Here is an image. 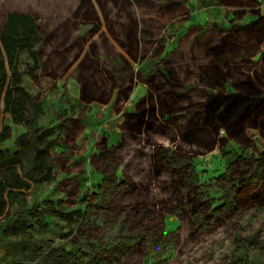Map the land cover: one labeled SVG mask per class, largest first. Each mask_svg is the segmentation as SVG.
I'll return each instance as SVG.
<instances>
[{"label": "trees", "instance_id": "trees-1", "mask_svg": "<svg viewBox=\"0 0 264 264\" xmlns=\"http://www.w3.org/2000/svg\"><path fill=\"white\" fill-rule=\"evenodd\" d=\"M80 1L75 10L65 12H44L20 2L10 5L9 0L0 4V109L11 116L13 123L28 128L16 137V150L0 149V215L8 220L5 226L0 225L2 234L8 237L24 233L31 228L28 219L35 220L39 227L47 226L38 210L28 207L25 191L30 182H50L58 170L74 171L73 176L69 173L60 180L57 188L75 193L86 168L87 159L80 153L79 144L87 105L112 102L113 110L123 114L119 137L110 146L108 138L101 136L94 142L89 158L94 167L113 159L122 166L123 173L135 175L141 174L146 164L153 183L165 196L164 204L171 203L188 223L182 245L170 264L213 259V245L219 239L230 242V247L229 254L222 255L217 264H244L237 255L243 246L264 245L263 237H259L264 218L255 230L252 227V222L264 216V154L258 158V173L253 175L256 183L236 184L229 201L215 209L210 208L192 181V160L216 148L224 149L230 140L253 146L248 129L264 138V14L260 3L210 0L231 8V18L224 26H191L194 32L189 41L191 55L187 57L179 47L162 55L161 30L166 25L159 13L163 8L176 11L187 0H168L164 4L161 0H95L105 31H100L102 22L92 1ZM246 15L251 19L243 21ZM83 24L90 25L86 32L79 30ZM205 33L208 36L202 38ZM22 52L27 53L30 63L20 70L18 57ZM153 56L159 61L151 72L143 75L139 67L134 68V63L138 65ZM23 74L37 88L44 78L53 85L63 77L78 84L77 97L60 99L53 105L55 125L32 126L43 108L36 95L21 84ZM138 82L146 85V93L125 110ZM9 138L10 127L3 123L0 142ZM231 163L242 177V166L250 164L241 154ZM96 171L107 178L106 183L115 182L107 167ZM100 188L104 190L105 186ZM69 202L70 206L81 203L84 209L67 213L56 205L58 202L43 204L62 220L75 214L80 221L90 218L88 198ZM12 204L17 207L15 218H9L6 211V206ZM215 228L221 229L220 237L205 239L204 246L198 247L197 236L203 232L212 236ZM77 229L81 233L82 225ZM41 261L103 264L104 259L80 248L72 252L52 247L43 253Z\"/></svg>", "mask_w": 264, "mask_h": 264}, {"label": "rangeland", "instance_id": "rangeland-1", "mask_svg": "<svg viewBox=\"0 0 264 264\" xmlns=\"http://www.w3.org/2000/svg\"><path fill=\"white\" fill-rule=\"evenodd\" d=\"M161 1L164 4L168 0ZM204 1L187 0L182 2V6L176 8V11L163 8L159 12L164 25H166L161 30L164 39L163 56L177 47L187 57L191 55L189 41L194 32L190 29L191 26L199 25L209 29L213 23L220 26L228 23L231 18V8L219 5L214 1ZM257 1L264 14V0ZM9 2L10 5L20 2L43 9L44 12H65L75 10L81 1L9 0ZM172 13L175 15L173 16ZM249 19L251 16L246 15L243 21ZM87 27V25L83 26L82 31H86ZM104 29L102 26L101 30ZM207 36L208 33H205L202 38ZM18 61L20 70L30 63L26 52L19 55ZM158 61L159 59L154 56L149 57L141 65H135V67H139L142 74L145 75L154 69ZM21 84L32 95H36L37 101L43 108V112L32 122V126L37 128L55 125L56 120L52 114L53 105L60 99L73 97L77 91V85L73 79L58 80L53 85L50 80L44 78L40 87L37 88L31 83L30 78L23 74ZM143 91V83L138 82L135 96L130 98L124 109H129L131 101ZM29 114L31 116L32 111ZM122 117L123 114H117L110 105L95 103L87 107L84 116L87 126L84 128L79 144L80 153L87 159L84 178L79 179L74 194H67L66 191L57 188L58 182L69 173L70 176H73L74 171L64 173L58 170L53 181L37 185L31 182L33 186L26 195L28 207H35L47 226L39 227L35 220L28 219L31 228L25 229V232L20 235L7 239L9 244L12 243L13 250L11 259H7L8 262L42 264L43 253L52 247H63L72 252L80 248L90 256L98 255L104 259L103 264H170L175 259L187 233L188 223L177 214L178 210L171 203L164 204L165 196L153 183V177L150 176L146 164H144L143 172L135 175L129 172L123 173L122 166L117 165L113 159H108L94 167L92 158H89L94 142L101 136L108 138L110 146L117 141L119 122ZM2 118L4 123L11 125V137L0 142V149L12 151L16 147L14 142L16 136L26 128H23L22 125H14L8 114H4ZM53 122L54 124H52ZM247 135L254 141V145L251 147L241 146L234 140H230L224 149L216 148L206 155L197 156L192 160L194 168L192 181L196 183L197 190L209 202L211 209L225 205L231 198L236 184L249 182L254 185L257 181V177L253 175L258 173V158L262 156V153L264 154V138L259 137L253 129H248ZM237 154L246 157V160L250 162L248 166H242L247 172L246 174L244 171L243 177L242 173L232 167L231 160ZM69 164L71 165L70 160ZM106 167L111 171L113 176L111 179L115 182L106 183L104 179L107 178L97 173L96 170ZM104 182L107 185H104ZM102 184L103 187L105 186L104 190L100 188ZM83 197L89 199L91 206L90 218L84 219V221L78 220L76 214L68 217V220H62L43 204L46 201L52 202L53 205L58 202L56 205L60 209L71 213L77 209L82 211L84 206L81 203L70 206L69 201L73 200L78 203ZM7 210L9 218H15L16 205H9ZM263 218L264 216L260 215L256 221L252 222L254 230L260 225ZM7 223L8 220L3 215L0 218V225L5 226ZM78 225H82L81 233L77 229ZM217 229L212 230V236L209 232L200 233L197 236L196 245L202 247L205 239L211 240L220 237L221 229ZM259 237L264 239V228L259 232ZM208 242L210 243L209 240ZM74 243L76 244L74 245ZM213 247L215 252L213 259L201 258L195 264H217L222 255L229 254L230 242L219 239ZM237 255L244 259V264H264V245L260 248L243 246Z\"/></svg>", "mask_w": 264, "mask_h": 264}, {"label": "crops", "instance_id": "crops-1", "mask_svg": "<svg viewBox=\"0 0 264 264\" xmlns=\"http://www.w3.org/2000/svg\"><path fill=\"white\" fill-rule=\"evenodd\" d=\"M4 0H0V4L3 2ZM92 1V3H93V5H94V8L96 9V12H97V15L99 16V18H100V20H101V22H102V26H104V20H103V16H102V13H101V11H100V8H99V6H98V4H97V2L95 1V0H91ZM90 26L89 24H83V25H81L80 26V32H86V31H82V27L83 26ZM88 27H87V29H88ZM102 28V27H101ZM105 28V27H104ZM86 29V30H87ZM100 31H105V29L104 30H101L100 29ZM148 59V58H147ZM146 59V60H147ZM146 60H144V61H146ZM143 61V62H144ZM143 62H141L140 64H138V65H141ZM135 65H137L136 63H134V68H137V67H135ZM65 77H63V78H60V79H58V80H65L64 79ZM57 80V81H58ZM76 83V82H75ZM76 85H77V87H76V95H74L73 97H77L78 96V93H79V86H78V84L76 83ZM144 85V91L142 92V93H140V94H137L136 95V97L131 101V107H132V105H133V102L137 99V98H139L140 96H142V95H144L145 93H146V85L145 84H143ZM137 90V86L135 87V89L133 90V92H132V94H131V96H130V98L131 97H133V96H135L134 94H135V91ZM99 104V105H110V107H111V109H113V103L112 102H109L108 104H100V103H97V102H91V103H89L88 105H87V107L88 106H90L91 104ZM0 107L2 108L3 107V102H1V104H0ZM131 107L129 108V109H131ZM1 111H0V130H1V128H2V125H3V115L4 114H8V113H4L3 112V109H0ZM51 111V110H50ZM118 114V113H117ZM9 115V114H8ZM9 117H10V120H11V122H12V119H11V116L9 115ZM122 121V118H121V120H120V122ZM119 122V123H120ZM13 123V122H12ZM4 124H6V125H8L9 127H10V130H11V125H9V124H7V123H4ZM14 125H16V126H18V125H22L23 126V128L25 127L26 129H25V131H27L28 130V128L26 127V126H24L23 124H16V123H13ZM52 124H54V122L52 123ZM86 126H87V124H86V122H85V128H86ZM25 131H23V132H25ZM22 132V133H23ZM21 134V133H20ZM18 136V135H17ZM16 136V137H17ZM10 137H11V131H10ZM10 139V138H9ZM16 139V138H15ZM8 140V139H7ZM6 141V140H5ZM2 142H4V141H2ZM14 142H15V140H14ZM17 149V146L15 147V149L14 150H16ZM3 150H5V149H3ZM13 151V150H12ZM12 151H9V152H12ZM31 183V182H30ZM43 183H45V182H43ZM41 184V183H40ZM37 185V184H36ZM32 186H33V184L31 183V186H30V188L28 189V190H26L25 191V193H26V195H27V192L29 191V190H31V188H32ZM4 197L6 198V194H4ZM11 207V206H10ZM9 208V205H7L6 206V210ZM11 208H13V206L11 207ZM3 215H0V218L2 217ZM2 229L3 228H0V264H9L10 262H8L7 261V259L9 258V259H11L10 257H12V255H13V250H12V243L11 244H9L8 243V241H7V239L8 238H13V236H8V237H5L3 234H2Z\"/></svg>", "mask_w": 264, "mask_h": 264}, {"label": "flooded vegetation", "instance_id": "flooded-vegetation-1", "mask_svg": "<svg viewBox=\"0 0 264 264\" xmlns=\"http://www.w3.org/2000/svg\"><path fill=\"white\" fill-rule=\"evenodd\" d=\"M136 86H137V85H136ZM134 89H135V88H134ZM131 94H132V93H131ZM130 96H131V95H130ZM129 100H130V99H129ZM129 100H128V101H129ZM128 110H129V109H128ZM118 114H121V112H119ZM122 119H123V117H122Z\"/></svg>", "mask_w": 264, "mask_h": 264}]
</instances>
